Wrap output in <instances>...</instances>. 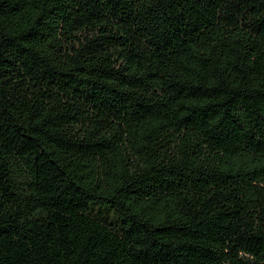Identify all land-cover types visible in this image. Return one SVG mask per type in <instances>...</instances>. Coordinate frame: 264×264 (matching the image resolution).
I'll return each mask as SVG.
<instances>
[{"label":"trees","instance_id":"16d2710c","mask_svg":"<svg viewBox=\"0 0 264 264\" xmlns=\"http://www.w3.org/2000/svg\"><path fill=\"white\" fill-rule=\"evenodd\" d=\"M0 264H264V0H0Z\"/></svg>","mask_w":264,"mask_h":264},{"label":"rangeland","instance_id":"374dc122","mask_svg":"<svg viewBox=\"0 0 264 264\" xmlns=\"http://www.w3.org/2000/svg\"><path fill=\"white\" fill-rule=\"evenodd\" d=\"M94 213L97 215V217L98 218H106V221H109L110 220V218H111V215L108 213L107 215H106V213L104 212V211H96V210H94Z\"/></svg>","mask_w":264,"mask_h":264}]
</instances>
